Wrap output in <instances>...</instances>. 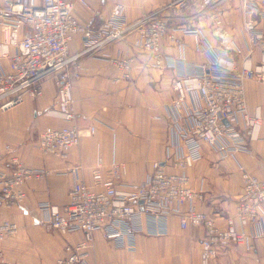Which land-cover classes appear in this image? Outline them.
Masks as SVG:
<instances>
[{"label":"built area","instance_id":"1","mask_svg":"<svg viewBox=\"0 0 264 264\" xmlns=\"http://www.w3.org/2000/svg\"><path fill=\"white\" fill-rule=\"evenodd\" d=\"M33 1L5 0L0 7V26L5 38L4 45L0 44V57L7 53L3 51L5 45L15 49L9 57L8 69L0 76V109H9L27 97H40L44 79L53 78L56 89L53 111L66 124L45 127L39 133L37 147L45 157L64 160L69 151L79 145L81 134L76 125L72 94V83L79 78V57L95 54L105 44L123 39L129 31L136 34L131 46L144 56V64L150 68L175 69L186 63L178 30L193 33L197 48L207 54L204 64H193L194 70L176 75L171 82L175 92L172 105L176 110L187 109L188 118L181 135L185 152L173 161L174 172L168 173L165 165L154 162L143 181L125 184L121 181L122 167L114 164L102 171L97 163L90 186L78 178L81 167H75L70 173L77 177L67 192L66 204L41 206L47 211V223L53 230L63 235L80 231L83 235L78 243L65 245L57 264H88L97 232L126 248L133 247L137 233L142 231L162 236L172 216L178 218L181 229L203 230L201 264H209L217 256L219 244L241 243L244 238L230 219H226L227 227L221 229L216 217L197 208L196 203L203 200V194L192 189L186 170L201 159L202 145L215 149L223 157H234L243 150L244 133L250 141L258 139L262 120L259 109L254 114L248 112L243 83L250 81L264 86V0H237L246 17L240 29L241 37L249 52L254 48L260 50V59L253 65L249 58L237 63L230 56L216 53L199 29H170L162 10L150 12L129 25L115 27L124 9L122 5H115L105 24L107 29H94L89 23L77 20L73 2L69 0H41L39 5ZM77 1L86 6L85 0ZM196 1L176 0L172 4L189 12V17L205 15L212 26V37L222 45L221 50L227 51L223 48L227 47L224 5L234 0H210L193 13L191 8ZM169 5L167 7L172 6ZM77 35L86 42L80 52L71 55L69 46ZM164 40L180 53L169 55L163 48ZM211 52L215 57L208 56ZM101 57L113 65L123 79H131L134 57L118 58L104 53ZM3 164L10 166V173L0 169V211L20 206L25 198L26 181L39 179L46 173L25 167L9 145L0 149V165ZM241 179L242 191L235 205L237 221L242 227L264 225L261 215L264 177L243 170ZM17 231V225L1 219L0 214V262L2 243Z\"/></svg>","mask_w":264,"mask_h":264},{"label":"crops","instance_id":"2","mask_svg":"<svg viewBox=\"0 0 264 264\" xmlns=\"http://www.w3.org/2000/svg\"><path fill=\"white\" fill-rule=\"evenodd\" d=\"M4 1L0 0V7ZM69 1L73 2L77 20L82 24L89 23L94 29H107L105 24L115 5L124 8L122 19L115 21V27L129 25L150 12L162 10L170 29H199L216 53L230 56L237 63L249 58L253 65L260 59V50L254 48L249 52L241 37L240 29L246 17L237 0L224 5L227 47L223 48L227 51L221 50L222 45L212 37L208 18L205 15L189 17V12L172 4L176 0H85L86 6L77 0ZM209 1L197 0L192 12H198ZM33 3L39 5L41 0ZM177 36L184 44L186 63L175 69L145 66L144 56L131 46L136 37L134 31L127 32L123 39L105 44L95 54L79 57V78L72 83V94L81 138L79 145L71 149L64 160L45 157L37 147L39 133L45 127L66 124L53 111L56 97L53 78L44 79L40 97H27L9 109H0V149L9 145L25 167L46 172L39 179L26 181L23 186L25 198L20 206L1 209V219L14 222L18 231L2 243L0 264H57L65 245L82 240L80 231L63 235L53 230L47 223V211L41 209L47 203L59 207L66 204L67 192L77 177L70 173L71 169L80 166L78 178L90 186L97 163L102 171L109 170L114 164L122 167L121 181L125 184L143 181L154 162L165 165L168 173L174 172L173 161L185 152L181 135L188 118L185 116L187 109L176 110L172 105L175 92L171 82L176 75L194 70L193 64H204L207 58V54L197 48L193 33L178 30ZM4 39L0 26V44L4 45ZM85 42V38L75 36L69 54L80 52ZM163 46L169 55L180 53L166 40ZM3 49L7 53L0 57V76L8 69L9 57L15 51L10 45ZM103 53L118 58L134 57L131 79H123L120 72L101 57ZM208 56L215 57V54L211 52ZM243 89L248 112L254 114L259 109L262 123L258 139L250 141L244 133L243 150L236 153L235 158L223 157L215 149L202 145L201 159L186 170L192 189L203 194V200L196 203L197 208L216 217L221 229L227 227L226 219H230L244 238L238 244H219L217 256L209 264H264V225L242 227L235 213L236 200L242 191V171L264 177V86L246 81ZM0 169L10 173L8 164L0 165ZM261 215L264 221V204ZM203 237L200 228L181 229L175 216L169 218L166 234L154 236L142 231L137 233L131 248L119 247L97 232L87 262L201 264L200 241Z\"/></svg>","mask_w":264,"mask_h":264},{"label":"rangeland","instance_id":"3","mask_svg":"<svg viewBox=\"0 0 264 264\" xmlns=\"http://www.w3.org/2000/svg\"><path fill=\"white\" fill-rule=\"evenodd\" d=\"M263 117H264V114H263Z\"/></svg>","mask_w":264,"mask_h":264}]
</instances>
